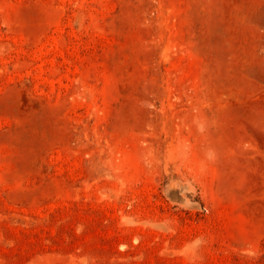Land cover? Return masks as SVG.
Segmentation results:
<instances>
[{
  "label": "rangeland",
  "instance_id": "obj_1",
  "mask_svg": "<svg viewBox=\"0 0 264 264\" xmlns=\"http://www.w3.org/2000/svg\"><path fill=\"white\" fill-rule=\"evenodd\" d=\"M0 264H264V0H0Z\"/></svg>",
  "mask_w": 264,
  "mask_h": 264
}]
</instances>
